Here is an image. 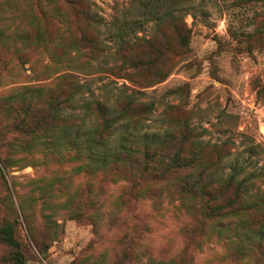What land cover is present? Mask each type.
Instances as JSON below:
<instances>
[{"label": "rangeland", "instance_id": "rangeland-1", "mask_svg": "<svg viewBox=\"0 0 264 264\" xmlns=\"http://www.w3.org/2000/svg\"><path fill=\"white\" fill-rule=\"evenodd\" d=\"M74 1L0 0V151H7L6 163L0 161V227L14 224L26 263L264 264L263 240L251 222L264 211L248 209L264 204V0L187 4L181 13L192 27L189 46L184 50L165 28L160 44L168 50L164 68L171 69L147 88L106 72L118 62L111 23L141 21L137 1L78 0L97 15L96 23ZM155 23H143L138 35H155ZM95 36L101 50L87 42ZM70 69L88 90L64 114L85 120L84 132L93 117L85 116L83 101L106 100L114 112L125 82L152 104L141 135H134L140 149L145 135L174 147L166 138L176 132L183 154L198 155L195 163L155 180L137 164L93 165L84 150L57 145L63 127L69 135L73 128L54 113L35 131L15 128L48 114L50 90ZM186 128L192 136L185 139ZM124 129H116L109 150ZM199 170L209 175L203 183H229L220 197L243 209L204 221L194 210L198 200L180 193V180ZM0 264H13L1 238Z\"/></svg>", "mask_w": 264, "mask_h": 264}, {"label": "trees", "instance_id": "trees-1", "mask_svg": "<svg viewBox=\"0 0 264 264\" xmlns=\"http://www.w3.org/2000/svg\"><path fill=\"white\" fill-rule=\"evenodd\" d=\"M136 1L138 3L137 9L142 17L141 21L135 22L132 27H128L129 22L127 24L123 23L116 17L111 23V30L115 31L116 50L114 54L118 62L116 61L108 66L106 72L116 79L130 81L133 84L147 88L165 80L171 69L164 68V58L168 50L165 44H160L166 38L163 32L165 28L171 30L184 50L189 46L192 27L186 23L181 12L185 10L187 4L192 3L194 0ZM74 4L79 14L88 11L82 8L81 1L76 0ZM87 14L93 22H98V17L93 11L89 10ZM152 20L156 21L157 33L151 36L138 35L143 23ZM87 42L93 48L101 50L97 36L89 38ZM76 72L78 71L72 70L58 76L56 88L53 89L54 91L50 90L49 97L45 101V107L48 111L46 116L32 123L22 120L17 123L15 128L18 126L21 130L24 128V130L32 129L35 131L40 124H47L51 114L54 113L55 118L62 126L69 121L73 128L72 133L69 135V126L66 124L63 127L66 132L62 137V141L57 142V145L84 150L93 165L118 168L120 166L133 167L137 164L145 176L155 180L165 179L170 175L181 173L195 163L198 155L193 154L188 158L183 154L181 145H179L181 142L176 141L177 139L181 140V138L176 135V132L170 134V138H166L169 143L174 142V147H170V144L165 147L164 141H154V136H151L149 140L148 136L145 135L144 141L146 142L140 149L139 141L134 139V135H141L138 127L149 117L152 104L142 103L138 95L142 94L143 91L132 88L125 82L122 85V92L114 100V112L106 100L92 97L83 101L81 106L84 109L85 116L93 117V123L89 126V131L84 132L86 130L84 128L85 120L78 115L64 114L66 110L74 106L75 98L88 90L86 85L80 81ZM129 89L131 92L127 94L126 92ZM180 89L182 87L175 91ZM132 93H135V95ZM23 110L27 113H33L30 111V104H24ZM121 126H125V129L121 132L115 148L109 150L107 145L115 135L116 129L121 128ZM185 132L186 135L183 136L185 139L192 136L189 135L190 130L187 132V128ZM6 152L0 151V161L3 163H6ZM139 157L142 158L140 163ZM115 171H118V169H115ZM186 175L183 180H180V193L184 196L192 195L198 200L194 204V210L201 215L204 221H223L232 217L234 211L243 209L234 205L236 199L224 200L220 197L221 190H227L231 186L229 183L222 187L213 183H203L209 176L206 170L191 172L189 175L186 173ZM228 179L229 182L233 181V175ZM131 182L136 183L134 179H131ZM248 209L264 211V204H255ZM251 222L253 226L258 228L257 234L264 241V218L253 216ZM234 223L235 219H233ZM233 224H228L227 227ZM0 238L8 246L13 264H27L21 249V243L16 237L13 223L7 222L0 227ZM263 241H259L258 247L264 248Z\"/></svg>", "mask_w": 264, "mask_h": 264}]
</instances>
